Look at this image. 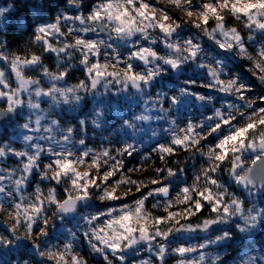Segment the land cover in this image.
<instances>
[{"label": "snow or ice", "instance_id": "6c2138e0", "mask_svg": "<svg viewBox=\"0 0 264 264\" xmlns=\"http://www.w3.org/2000/svg\"><path fill=\"white\" fill-rule=\"evenodd\" d=\"M171 2L177 7L186 4V15L196 19L191 24L173 19L150 0H95L90 7L85 0H64L50 20L42 19V4L34 5L35 21L17 18L13 30L18 37H28L24 49L8 51V42L0 40V124L15 118V140L22 141L14 145L6 135L0 136V213L12 221L6 234L0 232V249L15 256L11 262L0 259V264H88L75 251L78 235L105 264H129L130 259L131 264H167L170 256L178 257L175 264H220V255L209 250L231 239L232 229L251 234L264 227V95H252V87L229 68L233 61H247L246 71L264 86V0ZM11 7H0V17ZM202 38L215 46L217 54L205 50ZM121 46H127L126 56ZM44 54H54L55 70L44 63L48 58ZM77 67L83 78L68 83ZM188 69L199 78L186 79L174 90L154 88L161 77ZM37 70L36 76L26 75ZM213 92L229 99L217 107ZM189 100L205 109L211 106V114L200 120L180 119L179 109ZM82 104L88 106L87 112ZM65 111L77 112L78 118L73 122L61 118ZM113 117H119V129L127 137L121 146L99 151L89 147V131L95 135L110 131ZM145 135L155 141L151 151L165 164L166 157L178 150L191 152L190 159L197 155L204 159L192 183L177 194L176 203L184 207L172 210L168 199L169 178L184 169L163 167L155 171L165 173L168 183L152 179L150 183L158 186L142 194L134 206L86 211L92 207V190L100 189L122 167L124 156L137 153ZM86 158L97 173L101 158L105 164L115 162L102 177L92 176L77 169ZM9 159L14 161L11 166ZM218 173H227L246 195ZM45 182L53 185L46 192ZM128 182L136 184L138 192L146 186ZM61 184L67 186L58 191ZM28 188L31 195H26ZM155 197L163 199L152 207H162L164 215L146 210L145 202ZM98 199L120 197L115 189L105 188ZM205 210L208 215L200 219ZM66 223L76 231L68 230L71 239L62 247L53 244L52 234L64 236ZM220 225L229 230L212 235ZM20 230L28 238L17 234ZM192 233L205 236L192 244L188 242ZM237 259L238 264H264V246L259 253L249 248Z\"/></svg>", "mask_w": 264, "mask_h": 264}, {"label": "rangeland", "instance_id": "374dc122", "mask_svg": "<svg viewBox=\"0 0 264 264\" xmlns=\"http://www.w3.org/2000/svg\"><path fill=\"white\" fill-rule=\"evenodd\" d=\"M46 1L51 0H3L2 4H0V7H8L9 5H12L11 8H9L8 13H6L3 17H0V23L2 24V28L8 26L9 24H15L17 18L20 20H24L26 17L32 19L35 21L37 19L36 17V8L34 5L36 4H42L45 7ZM55 2H60L59 0H54ZM62 6H64V0L61 1ZM87 2L86 4H89L88 0H85ZM194 3L198 4L200 3V0H193ZM150 3L153 5V7L162 10L163 12H167L173 19L176 20H182L187 21L189 24L192 23L193 20L196 19V17L189 18L186 15V12L184 9L187 7L186 4H182L180 7H177L175 4L171 2V0H150ZM43 7V20H50L52 17H54L57 12H55L53 15L46 13L45 8ZM22 10V11H21ZM25 10V12H24ZM87 8H85V12H87ZM157 15H160V12H157ZM231 21L234 20H230ZM211 23V21H210ZM229 23V24H230ZM233 26L240 27L239 22L232 23ZM231 24V25H232ZM195 32V29L192 30ZM185 34H189L188 30H185ZM153 35H158V33H153ZM95 38V37H92ZM202 43L204 44L205 50L207 52H211L213 54H217V49L215 46L207 40V38H202ZM258 46V45H257ZM127 46H121L120 51L122 56L127 55L126 51ZM48 55V54H47ZM49 56V55H48ZM55 63V56L54 54L51 55ZM101 60H103V57H101ZM55 66V64H54ZM250 65L247 61L241 62L239 61H233L229 64V68H231L234 72L238 73L240 76L241 74L236 70V67L239 69H244L247 73L246 69ZM0 67H3V65H0ZM195 66H193L194 68ZM55 70V68L53 69ZM249 73V72H248ZM74 74V75H72ZM27 76H36L38 75V70L36 72L33 71H26ZM82 73L79 70V67H77L75 70L72 71L71 75L69 76L67 82L68 83H76L80 79H82ZM189 78L198 79V75L196 72L188 69L185 70L180 77L176 78L174 77V73H169L168 75H165L161 77L155 84L154 88L156 89H163L164 91L167 90H174L179 87L183 86V81ZM241 78L247 83V79ZM248 84V83H247ZM199 91H206L204 89H199ZM212 95L215 96L214 104H216L217 107L220 106V103L226 102L229 98L222 96L221 94L213 92ZM252 95L257 96L259 95L255 89L252 88ZM91 101V98L89 97V102ZM43 107H46V105H42ZM81 108L87 112L89 110L88 106L81 105ZM210 108L205 109L204 107H201L199 104H193L192 101H186L181 108L179 109L178 116L180 119L184 120L185 122L189 119L191 120H200L203 116L209 115ZM61 118L67 119L69 122H73L75 118L77 117V112L75 111H65L61 113ZM119 117H113L109 121V129L110 131L104 132L99 135L93 134V132L90 130L87 137V144L89 147H92L99 151L102 148H109V149H116L121 146V144L124 142V140L127 138L123 135V132L119 129L118 124ZM163 123V122H159ZM112 125H115V128L112 127ZM9 126V136H11V141L14 143V145H22V141L15 140L14 133L16 132V126H15V119L10 122ZM157 126V122L153 123V127ZM183 126V125H181ZM3 131V130H1ZM0 131V132H1ZM117 131H121V135L119 137L120 143H116V134ZM105 137H109V139H105ZM98 138L97 144H90V141L93 139ZM156 139H159L161 143H165L166 141L163 138L157 137ZM213 143L215 142L214 137L209 138ZM111 140V143L109 141ZM155 141L152 139H149L147 135L144 136V141L142 146H138L137 153L133 154L131 157L124 156L123 159V165L120 167L113 176L109 177L106 182H104L101 185L100 189H93V195L92 199L94 200V204L91 208L85 209L86 211L92 212L96 210H104L106 207H120L121 205L127 204L129 206H134V201L141 197L142 194H146L147 191H149L152 188L157 187L158 185H152L150 181H145L141 178L143 173L146 170V164L148 162H151L154 160V155H157L158 153L152 152L151 149L154 147ZM194 151V150H193ZM181 153H187L189 163L186 164L184 167L185 169H190L188 174L184 171L182 173L177 172L176 179L173 182L170 183V195L168 199H170L174 205V208L172 210H181L184 206L179 205L176 203L177 200V194L179 193L180 189L184 187L186 184L190 185L192 183V176L194 173L198 171V169L201 167L202 164L205 163L204 159L200 157L199 155L196 156L195 159H190L191 152H186L184 150H178L175 154H181ZM150 159H144L145 156H149ZM112 156L116 157V159H121L120 157L116 156V152L112 151ZM115 161L108 160V162L105 164L104 159L101 158L100 161V169L99 173H97L96 168L92 165V160L90 158H86L85 161L82 164L77 165L78 171L81 173L88 172L92 176L99 175L102 177L105 172L111 170V165ZM8 165H13L14 161L12 159L8 160ZM221 176L222 181H227L228 185H231V187L240 194L246 195L243 191H238L237 186L234 185V183L228 178L227 173L219 174ZM164 177V176H163ZM163 177H161L159 180H161L163 183H168V181L163 180ZM123 178V180H122ZM171 178H169L170 180ZM128 181H136L137 183H141L143 186L141 187L140 191L138 192L136 190V184L129 183ZM53 185L48 184L45 182L42 187L44 188V191H47L48 187H51ZM66 184H61L58 186V191H62L64 187H66ZM107 188V190L111 191L112 189H115V194L120 197L119 200L116 201H101L98 199L99 195L102 193V191ZM32 188H28L26 191V195H31ZM127 194V195H126ZM161 197H155V198H149L148 201L145 202L146 210L153 213V215H164L163 208H153L152 205L157 202V200H162ZM206 211V210H205ZM208 215V212L206 213ZM194 218V217H193ZM12 221L8 218L6 213H0V232L5 233V228L7 226H11ZM163 227V225L161 226ZM71 229L72 231H76L75 228H73L72 223H66L65 229L62 230L64 232V236H60L59 233L54 232L52 243L53 244H59L61 247L63 246V242L66 240L71 239V236L67 234L68 230ZM229 230L227 225H222V229L212 233V235L218 234L220 231ZM233 236L231 239L225 240L222 244L217 245L216 249H210V253L215 255L219 254L221 257L220 264H238V257L243 254L244 251H248L249 248L254 249L257 253L260 252L261 247L264 246V227L258 226L255 228V230L251 234H241L236 233L234 229ZM22 230L18 231L17 234H21ZM192 239H190L188 242L192 244H197L202 241V239H197L195 236L191 235ZM176 241L173 242V247L175 246ZM74 248L75 251L78 252L80 255H82L89 264V260H99L101 262H104L103 257L99 254L93 253L92 250L89 248L87 241L84 240L82 237L78 235L77 240L74 242ZM235 250V251H233ZM146 255V254H142ZM140 257H136V259H139ZM0 259L4 261L11 262L15 259V256L7 253L6 250L0 249ZM178 259L176 256H170L168 258L167 264H175V261ZM129 264H131V259L129 260Z\"/></svg>", "mask_w": 264, "mask_h": 264}, {"label": "trees", "instance_id": "16d2710c", "mask_svg": "<svg viewBox=\"0 0 264 264\" xmlns=\"http://www.w3.org/2000/svg\"><path fill=\"white\" fill-rule=\"evenodd\" d=\"M60 2H55L54 0L51 1H46L45 3V10L46 13L48 14H54L55 12H57V10H59L62 6V0H59ZM89 4L88 6L90 7L92 3L95 2V0H88ZM87 3V2H86ZM22 11V10H21ZM25 12V10H24ZM235 21H231L229 20L230 25L232 23H234ZM233 26V24L231 25ZM235 26V25H234ZM16 27L15 24H9L8 26L2 28V24L0 23V33H2L3 35H0V40H5L6 42H8V51L11 52H16L17 51V47L19 46L21 49H24L26 47V41L28 40V37H18L16 32L13 30ZM33 50H35L37 53H39L41 51L39 46H33ZM23 54V53H20ZM45 56H47L48 58L44 60V63L49 65V67L53 70L55 68L54 66V58L52 56H48L47 54H44ZM236 70L241 74V76L243 78L247 79V83L257 91V93L259 95H264V86H261L258 84V82L256 81V78L253 77L251 75V73H246L245 70L239 69L236 67ZM74 75V74H72ZM10 125V124H9ZM9 126L4 127L3 131L0 132V136H7V140L11 141V136H9ZM98 138L93 139L90 141V144H97L98 143ZM188 154L187 153H181V154H173L172 156L166 157V164L164 162H161L159 159V154L154 155V160L151 162H148L146 164V170L143 173V175L141 176V178L145 181H150L152 179H160L161 177L165 176V173H159L157 174L155 169L156 168H163V167H172L174 170H178L179 168H183L184 171L188 174L190 169H185L184 167L186 166V164L189 163V159H188ZM183 171V172H184ZM178 172V171H177ZM206 211H204L203 213L200 214V219H203L204 217L207 216V214H205ZM192 222L196 221V218H191ZM197 239H202L199 236H195ZM235 251V250H233ZM89 264H104L103 262L99 261V260H89Z\"/></svg>", "mask_w": 264, "mask_h": 264}, {"label": "water", "instance_id": "95a60500", "mask_svg": "<svg viewBox=\"0 0 264 264\" xmlns=\"http://www.w3.org/2000/svg\"><path fill=\"white\" fill-rule=\"evenodd\" d=\"M2 2H3V0H0V4H2ZM180 75H181V74H179V73H174V77H176V78L180 77ZM14 119H15V118H13V120H14ZM9 124H10V122H5V123H3V124H0V131L3 130L4 127H7ZM175 179H176V176L173 177V178H171V179L169 180V182H173ZM237 189H238V191H243L242 189H240V188H238V187H237ZM91 204H92V205L94 204V200H93V199L91 200ZM86 209H87V208H86ZM220 229H222V225H220V226L218 227L217 231L220 230ZM191 235H193V236H205L204 233H199V234H197V233H192Z\"/></svg>", "mask_w": 264, "mask_h": 264}, {"label": "clouds", "instance_id": "9594fccd", "mask_svg": "<svg viewBox=\"0 0 264 264\" xmlns=\"http://www.w3.org/2000/svg\"><path fill=\"white\" fill-rule=\"evenodd\" d=\"M21 235H25V238H28L25 233H21Z\"/></svg>", "mask_w": 264, "mask_h": 264}, {"label": "flooded vegetation", "instance_id": "af4514ba", "mask_svg": "<svg viewBox=\"0 0 264 264\" xmlns=\"http://www.w3.org/2000/svg\"><path fill=\"white\" fill-rule=\"evenodd\" d=\"M199 237L204 238V236H199Z\"/></svg>", "mask_w": 264, "mask_h": 264}]
</instances>
